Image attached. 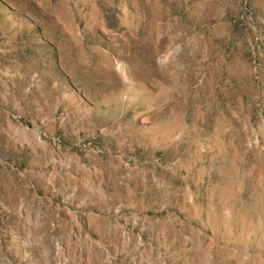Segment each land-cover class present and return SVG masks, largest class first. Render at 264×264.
<instances>
[{"label": "rangeland", "instance_id": "rangeland-1", "mask_svg": "<svg viewBox=\"0 0 264 264\" xmlns=\"http://www.w3.org/2000/svg\"><path fill=\"white\" fill-rule=\"evenodd\" d=\"M0 264H264V0H0Z\"/></svg>", "mask_w": 264, "mask_h": 264}]
</instances>
